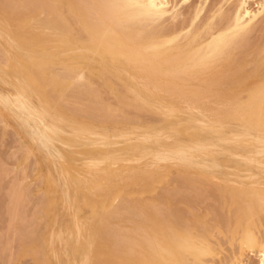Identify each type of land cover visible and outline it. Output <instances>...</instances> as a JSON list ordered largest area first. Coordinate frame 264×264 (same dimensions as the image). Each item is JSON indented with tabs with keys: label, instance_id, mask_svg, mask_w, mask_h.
Returning a JSON list of instances; mask_svg holds the SVG:
<instances>
[{
	"label": "rangeland",
	"instance_id": "374dc122",
	"mask_svg": "<svg viewBox=\"0 0 264 264\" xmlns=\"http://www.w3.org/2000/svg\"><path fill=\"white\" fill-rule=\"evenodd\" d=\"M0 1V264H103V261L109 256L107 252L111 249L106 246L98 235L101 219L107 218L109 212L115 210L114 208L109 210L111 205L115 206L125 196L131 199H150V195H153L151 198L156 197V193H160L159 189L161 187L167 186V184L170 187L169 185H172L174 181L175 184L176 175L181 172L196 173L201 172L200 170L203 169L202 171H205V173L215 176V180L207 182V190L213 191L211 189L214 187V189H217V186H221L227 196L231 197L229 199L231 203L234 199H237L239 204H242L241 201H253L254 197L250 194H253L257 189H261L264 194V169H258L257 167L259 166L257 162L264 161V153L252 154L251 157H256L255 161H245L242 158L245 154L243 151L244 143L251 138L241 136V133L246 131L249 135H260L264 140V122L260 121L257 107L244 106L236 113L211 112V105L186 109L184 106L164 98L168 103L167 107L173 109L174 113L171 112L167 115L165 107L161 109L163 114L158 112L162 116L154 111H148V113L142 111L144 116L143 114L140 116H143L142 120L145 122L128 124L125 119L120 120L122 116L117 117L121 114L118 109H115L116 106L118 108L116 99L119 91L117 90L121 87L117 88V82L114 84L112 79V81H106L103 86L100 85L103 82L98 78L103 76L104 72L98 66L97 61L109 63L111 74L131 82L129 73H127L130 70L129 65L124 59V52H121L119 58L114 59L110 49L106 51L104 48L99 47V49H96L98 52V55H96L97 61L91 63L89 68L90 75L95 79V86L97 85L95 100L99 104H95L93 108L96 109V117H93L95 112L92 113V116L83 114L86 117L85 119H83V116H81L82 119L79 117L87 106V103L84 104V98L83 100L79 99L77 102L81 107L73 105L77 98L74 101L72 100L71 104L70 102L67 103L69 106L77 107L73 109L76 113L73 112L71 114L73 116H70L72 112L68 113L66 108L72 111V107H66L65 101L69 99L67 87L72 84V78L64 77L61 74L60 59H58L61 56L59 54L60 49L56 46L55 40L53 41L52 36H46L47 39L44 34L40 33L41 29L37 27L33 19L22 15V9L16 4L17 0H13L15 3L12 0H9L10 2L8 0ZM256 1L250 0L249 3L254 6ZM18 2L21 1L18 0ZM198 2L199 0H188L186 4L181 5L178 15L172 18L175 21L174 24L178 23L181 26L185 24L184 22H186V25L191 23L192 19L195 18L194 9ZM230 2L229 0H207L200 11V17L197 15L198 18L194 21L197 25L201 21L204 24L209 19L205 17L212 12L211 10L214 7L217 8L218 6L219 8L222 7L221 10L225 13L223 17H225L227 13L225 11L231 12L233 5L235 7L234 2ZM213 11L215 15L216 9ZM217 11L219 12V10ZM33 13L34 15L41 14L37 10H33ZM218 14L220 15V13ZM218 16L216 17L218 20L214 19L213 23L215 20L220 21ZM223 17L222 19H227ZM260 17L262 22L260 24L256 23L252 28L254 30L248 32L250 36L246 38L251 37L252 39L248 40L250 42L246 40L248 44L245 46L248 49L243 50V53L251 52L249 56L253 54L250 50H253L257 46L256 44L260 45L264 42V12ZM213 18L215 17L213 16ZM168 19L171 20V18L165 17L159 20L158 23L160 24H156L164 26L166 23V25H169ZM181 22L183 23L181 24ZM193 24L192 27H196ZM203 24L201 23V25ZM172 25L171 27H173ZM167 28H170V26ZM253 42L254 44H252ZM3 48H5V51ZM240 54L238 55L240 56ZM250 58H252V55ZM250 58L248 57L249 60ZM4 60H7V62ZM36 61L37 63H35ZM65 62L67 63L69 60L65 59ZM38 65L39 67H37ZM110 77L113 78L112 75ZM78 84L76 82L73 86L76 87ZM103 87L106 89L104 90ZM137 90H140L146 99H149V97L158 98L155 92H149L142 89L141 86H138ZM243 93L241 92V94ZM17 94H19L18 97ZM51 96L53 97L51 98ZM92 97L90 96V99ZM21 101L27 104L28 109L21 106ZM91 102H93V99ZM82 104L83 106L86 105L84 109ZM99 105L114 120L112 117L107 118V115L103 112L102 114L99 113L103 117L101 116L98 119L97 108ZM80 108L82 109L81 112H79ZM129 109L127 108V111ZM127 111L126 113L129 112L131 115L134 108L131 107ZM135 111L132 117L137 113L139 114ZM76 115L77 118L79 117L78 119L74 117ZM86 115L89 118L88 121ZM145 116H148L147 119L150 118V121ZM151 116L157 118L154 120ZM106 118L108 121H106ZM198 120L212 122L215 126L221 125V127L218 126L221 129L202 126L198 123ZM136 130L138 133H136ZM90 132L98 134L95 135ZM119 132H123L124 135L113 136ZM128 133L131 135L129 136ZM104 135L107 136L104 137ZM151 139L153 141H150ZM252 174L256 175L249 176ZM169 182L171 183L169 184ZM209 184H213V186ZM11 185L14 187H11ZM186 187L189 188L187 185ZM186 187L184 188L186 189ZM194 190L193 194H183L187 196L186 198H189V195L191 198L195 197V193L196 197L193 198L197 199V186ZM207 190H205L206 194H208ZM244 191H246V194H244ZM213 193L216 192H211V195L203 193V199L199 194V198L202 201L207 196L211 197ZM155 194L156 196H154ZM182 195L179 194L177 197L180 198ZM239 197L244 200H239ZM191 201L193 199L190 200V203ZM205 202L204 200L198 203L195 200L196 206H194L201 207L200 211L199 208L192 206L193 202L189 204L193 208V210L189 208V211L200 218L201 224L208 223L210 219V214L204 212L206 207L209 206L205 207L208 200L207 203ZM15 204H17L16 207ZM179 206L176 207L181 209L182 206ZM252 206L250 209L251 215H256L255 218L261 221L262 226L256 229L255 232L260 233L258 234L262 241L264 240V203L253 202ZM194 209L196 210L194 211ZM190 212L189 215H191ZM223 212L225 214L226 210ZM160 217L158 216V218ZM243 220L245 223L243 228L251 230L250 221ZM237 224L238 222H233V225ZM208 227V231H205L206 234L203 233L208 236L206 240L208 239L209 250L204 253L196 250L193 258L206 261V264H224L223 262L226 264V262H229L230 257L224 261V256L227 253L230 255L234 253L241 254V264H260L256 250L261 246L256 243V248L254 247V251H251L252 248L248 246L250 241L244 240L242 231L233 232L229 238H224L223 233V236L220 233L219 237L218 231L211 229L212 226ZM15 229L16 231H14ZM33 229L35 231H32ZM33 242L34 244L37 243V246H34ZM7 243L8 245H6ZM243 244L244 246H242ZM30 247L33 248L26 251ZM198 255L203 258H199ZM109 259L116 261L114 255L110 256Z\"/></svg>",
	"mask_w": 264,
	"mask_h": 264
},
{
	"label": "bare ground",
	"instance_id": "6f19581e",
	"mask_svg": "<svg viewBox=\"0 0 264 264\" xmlns=\"http://www.w3.org/2000/svg\"><path fill=\"white\" fill-rule=\"evenodd\" d=\"M14 1L12 0V2ZM19 1L21 2H18L17 0L16 4L19 5L20 9H22V15L27 18L33 19L37 27L41 29L40 33L44 34L45 37L52 36L53 41L55 40L56 46L60 49L59 54L61 56L58 59H60L59 64L61 68V74L64 77L72 78V84L67 87V91L69 92V99L68 101H65V106L68 108L72 107V105L69 106V104L67 103L70 102L71 104L76 98V104L74 103L73 105L78 106L79 104H77V102L79 101V99L83 100L84 98V104L87 103V106H83L82 104V108L84 109L85 106L87 108L85 107L83 111L80 108L81 110L79 112L82 111V115H79V117L81 119V116H83V119L86 118L83 114H90L92 116V113H94L96 110L93 109L95 107L94 105L99 104L95 100L97 96L95 88L97 87V85L95 86V79L90 75L89 68L91 66V63L97 61L96 55H98V52L96 49H99L100 47L104 48V50L106 51L110 49V53L112 54V57L114 59L118 57L121 52H124V59L129 65L130 70L127 73H129L128 75L131 82L125 81L120 76L111 74L109 70L110 65H108L109 63L107 64L105 61H97L98 66L104 72L103 76L98 78V80L101 79L103 82V84L100 85L103 86L106 81L113 80L112 82H114V84L117 82V88L119 86L122 88L121 89L119 87L120 89H116L119 92H117V99L114 97L117 100L116 105H118V108H116L117 106L115 105V109H118V112L121 114L117 117L122 116L120 117V120L125 119V122L128 124L145 122L144 120H142L144 116L142 111H145L146 113H148V111H154L155 113L160 115L162 113L161 109L165 107L167 115L173 112V109L167 107L168 103L164 98H167V100H172V102L178 105H182L186 109L194 107L201 108L211 105V112L220 111L227 113H236L244 106H255L259 110L260 121L264 122V42L261 43L259 41L261 43L260 45L256 44L257 46L254 47L253 50L249 49L253 52V54H250V56L249 53L251 52H248V47H246V44H248L246 40L248 41L249 39H251V37L249 39H246L247 36H250L248 32L250 33L251 30H254L252 28L256 25V23L260 24L262 22L260 16L263 15L264 12V0H257L256 2H254V6H251V4L249 3L250 0H229L231 2L233 1L235 4V7L233 5L234 8H231V12H229L228 10L225 11L227 13L226 16L223 17L225 13L222 12V7L219 8L218 6V9L214 7V9H216L215 15L213 11L214 9H212V12H210L208 16L205 17L206 19H209L207 21L204 20L206 21L204 22V24L203 21H201L203 25L199 23V26L194 20L198 18L197 15H199L200 17V11L204 7V4L207 0H199V5L197 3V5L195 6L196 8L194 9L195 18L192 19L191 23H187L188 25H186V22H184L185 24L181 26H179L180 24L175 23L176 25H178L176 26L174 24L175 21H173L172 18L178 15L181 5L186 4L188 0ZM33 10H37L41 14L34 15ZM217 10H219V12ZM195 11H197V13H195ZM211 13L212 15H210ZM218 13H220V15ZM227 15L230 18H227ZM213 16L215 18H213ZM217 16L220 17L219 20L221 22L216 21L218 20V18H216ZM165 17L171 18L172 21L168 19V22L170 24L171 22H173L172 24L174 25L171 24L173 27H171L170 24L166 25L165 22L164 26L157 25L160 24L158 23L159 20ZM222 17L229 20L225 21L227 19H222ZM214 19L216 20L213 23ZM186 21L188 22V20ZM216 22H219L220 24H217ZM182 23L183 22H181V24ZM192 24L193 26L196 25V27H192ZM168 26H170V28H167ZM261 37L263 38V36ZM46 38L48 39V37ZM252 44H254V42ZM245 48H247L246 50L248 53H243V50ZM3 49L5 51V48ZM238 54H240V56ZM251 55L252 58H250ZM248 57L250 58V60L248 59ZM65 59H68L69 62L66 63ZM4 61L7 62V60ZM35 63H37V61ZM37 67H39V65ZM57 68L59 67L57 66ZM111 75L113 76L115 81L112 77H110ZM76 82H78L79 84L74 87L73 84L75 85ZM138 86H141L142 89H145L149 92H155L158 98H144L145 96L142 95L140 90H137ZM130 88L131 90H129ZM237 89H239L240 92H236ZM127 91H129L130 93H128ZM241 92H244L245 94H241ZM126 93L130 95H127ZM241 95H244L245 97H242ZM18 96L19 94H17V97ZM90 96L93 97L90 99ZM52 97L53 96H51V98ZM92 99L93 102H91ZM53 100L54 98L52 99V102ZM90 102L91 104H89ZM20 103L24 109H28V106L24 101H21ZM92 103H94L93 107ZM75 107L76 106H73L71 108L72 111H69V109L66 108L68 113L72 112L70 113V116H73L71 114H73V109ZM78 107L81 106L79 105ZM131 107L134 108V111L136 109L135 112H139V114L137 113L136 115H134V117H132L134 111L133 113H131V115L128 112ZM127 108L130 109L127 111ZM126 111L128 113H126ZM97 112V115H99V113L102 114V112L107 115L104 108L100 105L97 108ZM113 112L114 111H112V113ZM75 113L76 112H74V114ZM101 114L97 116L98 119L102 116ZM113 114H115V112ZM142 114L143 116L141 117L140 115ZM162 114L160 116H162ZM94 116L96 117V112L95 115L93 114V117ZM74 117L77 118V115ZM108 117L111 118L112 116L110 117V115H107V118ZM152 118L155 120V118L157 117ZM88 119L89 118L87 116V121ZM101 119L103 120L104 118ZM148 119L150 121V118ZM106 121H108V119ZM198 123L202 126H208L210 128L221 127V125L215 126L214 123H208L204 120H198ZM90 133L95 135L98 134L94 132ZM136 133H138L137 130ZM117 135L122 136L124 135V133L119 132L118 134H115L113 136ZM234 135L238 136L236 134ZM243 135L248 136L251 139L244 143L243 151L245 152V154H243L244 156L242 158L245 161H255L256 157H251V155L264 153V140H262L260 135H249L246 131L241 133V136ZM105 136L107 135H104V137ZM121 139L120 141H122ZM150 141L153 140L151 139ZM236 154L237 153L235 152V155ZM257 163L259 164V166H257L258 169H264V161ZM202 170H200L201 172L196 173H178L176 175L177 184H174L175 181L173 182V180H171L173 182L172 185H169L170 187H168L167 184V186H163L164 188L161 187V189H159L160 193L157 192V196L156 194L154 195L156 197L151 198L153 195H150V199H131L130 197L125 196L124 199L120 197L122 199L121 201L118 199L120 203L117 202L115 206H113L112 204L109 209H115L113 212L110 211L112 212V214H110L109 212V216H106L107 218H100V233L98 236L104 241L106 246L111 249V252H107L109 253V256L105 261H103V264H206V261H200V259L193 258V254L196 250L201 251V253L209 250L207 245L208 239L206 240L208 236L204 235V233L206 234L205 231H208V226H212L211 229H215L216 231H218L217 233L219 237L220 233L221 235L223 233L224 238H229L233 232H239V230L242 231L244 233V240L250 241V244L248 246L252 248L250 249L251 251H254L253 248L255 247L256 243L261 246L258 250H256V253H258L259 263L264 264V240L261 241V237L259 235L260 233L258 232V234L255 232L256 229L262 226L261 221L255 218L256 215H251L250 211V209L253 207V202L264 203V194L261 192V189H257L253 192V194H250L254 197L253 201H241L242 204H239V201L237 199H234L231 203L229 200L231 199V197L227 196V193L223 191V188L221 186H217V189H214V187L213 189H211L213 191L207 190V182H212V180H215L216 177L205 173V171ZM255 175L256 174H252L249 176L253 177ZM170 183L171 182H169V184ZM186 185L192 189H189L188 187H186ZM209 185L213 186V184ZM196 186L198 198L200 196L199 194H201V198L203 197V193L206 194L205 190L208 191V194L206 195H211V192L217 193H213L214 196L212 195L211 197L207 196V199L204 198V200L206 201L205 203H207L208 200V203L207 205L205 204V207L209 205L204 210V212L210 214L208 223L201 224L200 218L198 216L196 217L192 212L189 211V208L190 210H193V208L191 207L194 205L196 206V204L194 203L195 200L198 203L204 201H201V198H199L200 201L197 200L198 198L194 199L196 197V194L194 193L195 197L192 194L193 192H195L194 189L196 188ZM11 187L14 186L11 185ZM184 187H186V189ZM183 193H186L185 195L192 193L191 195L194 198H190V195L189 198H186L187 196H184ZM179 194L183 195L178 198L177 196ZM244 194H246V191H244ZM244 194L242 193L243 196H245ZM192 199L193 201H191V203L193 202V204L190 207L189 204H191L190 200ZM240 199L244 200L243 198L239 197V200ZM179 204L182 207H180ZM16 205L17 204H15L14 206L16 207ZM176 206H179L182 210ZM200 209L201 207L199 208V211ZM195 210L196 209H194V211ZM225 210L226 212L224 214L223 211ZM189 212L191 213V215H189ZM198 214L200 215V212ZM158 216L161 217L158 218ZM258 217H260V215H258ZM243 219H247L250 221L249 223L251 230L243 228V226L245 225ZM233 222H238V224L233 225ZM16 229L14 231H16ZM32 231H35V229H33ZM234 238L236 239L235 236ZM6 245H8V243ZM34 246H37V243L34 244ZM242 246H244V244ZM31 248L33 247L28 248L26 251ZM228 254L229 253H227V255ZM112 255H114L116 261H112L111 259H109V257ZM227 255L224 256V261H226L228 257L230 258L229 262H226V264H241V254L233 253L231 255L229 254V256ZM199 258L201 257L199 256ZM223 263L225 264V262Z\"/></svg>",
	"mask_w": 264,
	"mask_h": 264
}]
</instances>
